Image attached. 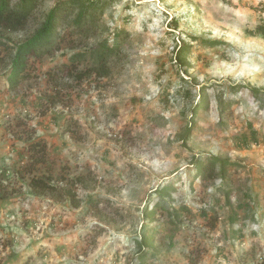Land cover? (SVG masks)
I'll use <instances>...</instances> for the list:
<instances>
[{"label": "rangeland", "instance_id": "1", "mask_svg": "<svg viewBox=\"0 0 264 264\" xmlns=\"http://www.w3.org/2000/svg\"><path fill=\"white\" fill-rule=\"evenodd\" d=\"M82 1L106 8L14 91L8 48L66 0H42L22 31L0 30V264H136L150 233L145 264L264 262V40L251 35L264 0ZM114 34L101 75L87 54ZM73 63L89 76H50ZM33 140L46 143L42 164ZM211 156L230 162L224 177L195 178ZM32 177L53 193L31 191Z\"/></svg>", "mask_w": 264, "mask_h": 264}, {"label": "trees", "instance_id": "2", "mask_svg": "<svg viewBox=\"0 0 264 264\" xmlns=\"http://www.w3.org/2000/svg\"><path fill=\"white\" fill-rule=\"evenodd\" d=\"M41 1L42 0H0V30H7L10 32L24 30L30 23L31 18ZM105 8L106 6L98 1L84 2L82 0H66L65 3H57L55 7L49 10L43 23L36 28L35 32L26 40V42L8 48L10 70L8 77L6 78L8 84L7 90L14 91L22 80L28 78L27 70L29 65L33 64L34 60H41L44 57L51 56L52 53L59 50L62 45L71 44L70 47L74 48V42H76L75 37L83 36L86 32H89V29L86 26L96 22V17L100 15ZM91 11L94 13L92 14ZM85 24L87 25L85 26ZM58 27L66 29L65 34L61 37L57 36ZM251 35L259 36L264 40V24L257 25ZM116 39L117 36L114 34L113 39H111L112 41L104 39V41H101L91 48V51L87 56L94 68V72H98L101 75L106 73L107 62L110 57L115 54L119 46ZM204 44L208 46H217L220 42L204 41ZM179 49L180 51L182 50L178 55L180 56L179 60L182 61L184 51L188 49V45H183ZM74 58L75 62L82 61L86 60V55L77 54ZM61 72H64V74L69 77L73 76L79 81L89 76L85 71H78L77 66H75L74 63L67 66H55L49 74L50 76H53L52 78H55ZM254 92L256 93L257 91ZM203 100L192 108V121L195 120V116L199 111L205 109V106H203ZM67 125L68 124L65 125L66 129H64V132L70 130ZM27 150L30 154V159L32 158L35 164H42L47 160L48 152L46 151L45 142L33 140L29 143ZM229 164L230 162L227 160H222L213 156L205 159V161L197 160L195 163L194 176L201 180L216 179L218 177L222 178L224 177ZM29 188L31 191L42 194L53 193V186L43 178L32 177L29 182ZM169 191V186L160 190L162 195L168 194ZM226 195L228 197V193ZM95 203L96 202L94 201L92 202V204ZM153 208L160 209V204L157 200L153 203L151 211L146 214L151 221H153L154 215ZM151 237L152 233L149 235H143L138 243V258L136 259V264H145L144 261L146 256H144L141 248L142 246H152ZM189 262L190 264H196L194 259H190ZM258 264H264V262Z\"/></svg>", "mask_w": 264, "mask_h": 264}]
</instances>
